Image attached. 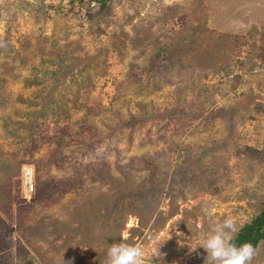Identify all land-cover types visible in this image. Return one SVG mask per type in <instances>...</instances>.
<instances>
[{
    "label": "rangeland",
    "instance_id": "rangeland-1",
    "mask_svg": "<svg viewBox=\"0 0 264 264\" xmlns=\"http://www.w3.org/2000/svg\"><path fill=\"white\" fill-rule=\"evenodd\" d=\"M262 208L264 0H0L2 264H205Z\"/></svg>",
    "mask_w": 264,
    "mask_h": 264
},
{
    "label": "clouds",
    "instance_id": "clouds-1",
    "mask_svg": "<svg viewBox=\"0 0 264 264\" xmlns=\"http://www.w3.org/2000/svg\"><path fill=\"white\" fill-rule=\"evenodd\" d=\"M239 231L232 218L211 226L199 241L206 255L205 264H251L257 249L251 243L237 246L233 241ZM144 251L140 245L113 243L107 248L105 264H144Z\"/></svg>",
    "mask_w": 264,
    "mask_h": 264
},
{
    "label": "trees",
    "instance_id": "trees-1",
    "mask_svg": "<svg viewBox=\"0 0 264 264\" xmlns=\"http://www.w3.org/2000/svg\"><path fill=\"white\" fill-rule=\"evenodd\" d=\"M74 1V0H73ZM78 2H82L84 0H76ZM97 2L99 9H104L108 3L109 0H94ZM39 198V195L34 193L31 195L30 200L35 201ZM4 230V224L3 221L0 219V231ZM8 236H0V251L1 250H7V238ZM264 241V208H262L256 215H254L252 218L249 219V221L242 226L239 227V231L235 234L234 243L239 246L243 243H251L255 248L258 247V245ZM6 242V243H5ZM16 258H18V255L21 256H27L26 252L20 248L18 250V247L16 249ZM4 261L3 256L0 255V264H2ZM19 259H17L15 264H20ZM25 262L27 264H37L33 259L26 258Z\"/></svg>",
    "mask_w": 264,
    "mask_h": 264
}]
</instances>
